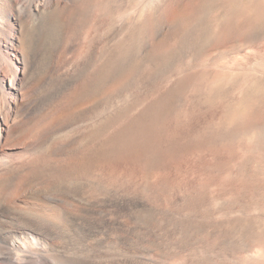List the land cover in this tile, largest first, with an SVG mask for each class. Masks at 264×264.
Here are the masks:
<instances>
[{
	"label": "bare ground",
	"instance_id": "6f19581e",
	"mask_svg": "<svg viewBox=\"0 0 264 264\" xmlns=\"http://www.w3.org/2000/svg\"><path fill=\"white\" fill-rule=\"evenodd\" d=\"M233 12L0 0V264H264V16Z\"/></svg>",
	"mask_w": 264,
	"mask_h": 264
},
{
	"label": "rangeland",
	"instance_id": "374dc122",
	"mask_svg": "<svg viewBox=\"0 0 264 264\" xmlns=\"http://www.w3.org/2000/svg\"><path fill=\"white\" fill-rule=\"evenodd\" d=\"M229 2H230V4L232 5V7H233V9L235 10V12H233L234 13V17H232L233 18V20H232V18H230V21L232 20V24L233 23H235L236 24V26L237 27H239V26H242L243 25V23H244V21H245V19H247V23H249V22H251L252 20L253 21H256L257 20V18L258 17H263L264 16V0H228ZM238 13V14H237ZM248 14V15H247ZM237 15V16H236ZM243 15V16H242ZM237 18V19H236ZM236 19V20H235ZM251 19V20H250ZM254 19H256V20H254ZM238 20V21H237ZM229 21V20H228ZM230 21L228 22L229 24H230ZM234 21V22H233ZM253 21H252V23H253ZM238 22V23H237ZM228 24V25H229ZM235 24H234V26H235ZM228 25H226V27L228 26ZM252 24H250L249 26H251ZM231 26H229V28H230ZM236 27V28H237ZM228 28V27H227ZM235 28V27H234ZM240 28V27H239ZM249 28V27H248ZM226 30H228V29H226ZM247 31V30H246ZM243 33V32H242ZM224 35L226 36V34L224 33ZM238 35V34H237ZM228 37V36H227ZM229 38V37H228ZM232 41V42H231ZM236 41V40H235ZM235 41H233V40H230V42L233 44L232 46H234V47H236V46H240L241 47V49H242V53L239 51H237V53H236V51H234V52H232V53H229L230 54V57L229 58H231L232 56H233V59H232V61H231V59H229L228 57H224L221 61H222V63H223V61H225V62H227L226 60H229V61H231L232 62V64H231V62L229 63V61L227 62L229 65H233V63H235L234 65H236V66H233V67H235V69L237 68V67H239V62H240V64H242L244 61V58L245 57H243L244 55H243V53H251V52H254V51H256L257 50V47L255 46L257 43H248V41H246V40H242V39H239V41L237 40L236 42ZM243 41V42H242ZM244 41H245V43H244ZM264 41V40H263ZM262 41V42H263ZM229 42V41H228ZM229 42V43H230ZM241 42V43H240ZM247 42V43H246ZM225 43V42H224ZM224 43H222L223 45L220 47V49H221V51H222V49L224 50L225 48H230L231 47V45L229 46V44H227V42L224 44ZM230 43V44H231ZM238 43V44H237ZM242 43H243V46H241L242 45ZM241 44V45H240ZM251 44V45H250ZM248 45V46H247ZM226 46V47H225ZM224 47V48H223ZM233 47V48H234ZM254 47V48H253ZM256 47V48H255ZM245 48V49H244ZM234 49H236V48H234ZM254 50V51H253ZM231 54H232V56H231ZM234 54V55H233ZM228 55V54H227ZM226 55V56H227ZM240 57V59L238 60V58ZM234 58H237V59H235V62H234ZM236 61H238L237 63L238 64H236ZM238 65V66H237ZM211 67V66H210ZM201 68V69H200ZM198 71H202V72H205L206 70L207 71H218V70H216L215 69V67H213L212 66V69H210L209 68V66L207 67V69L205 68V67H197L196 68ZM196 69H193L194 70V72H197V70ZM200 69V70H199ZM193 70H191V72H193ZM219 72V71H218ZM185 76V75H184ZM191 84V83H190ZM189 84V85H190ZM188 85V86H189ZM192 86V85H191ZM190 86V87H191ZM196 86L197 85H195V87L194 86H192L191 88L189 87L188 89H191L190 91L191 92H194V90H196V89H194V88H196ZM186 89V88H185ZM194 89V90H193ZM245 111V112H244ZM247 109L246 108H244L243 110H242V112L243 113H247ZM228 119V118H227ZM223 121V119L222 118H220L219 120H217V122H218V125H222V121ZM226 123H228L229 122V119L228 120H226L225 121ZM224 124V123H223ZM201 125H203V124H201ZM20 153V152H19Z\"/></svg>",
	"mask_w": 264,
	"mask_h": 264
}]
</instances>
